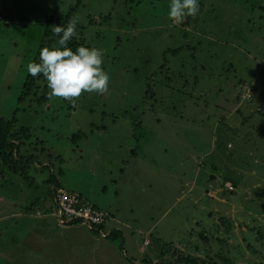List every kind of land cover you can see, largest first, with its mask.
Returning a JSON list of instances; mask_svg holds the SVG:
<instances>
[{"label": "rangeland", "instance_id": "374dc122", "mask_svg": "<svg viewBox=\"0 0 264 264\" xmlns=\"http://www.w3.org/2000/svg\"><path fill=\"white\" fill-rule=\"evenodd\" d=\"M170 3L0 0V116L19 106L18 124L33 134L20 154H37L41 138L64 188L92 200L96 183L119 190L97 203L116 197L109 221L120 217L110 225L123 235L104 238L46 211L48 168L29 177L4 169L0 264H140L155 237L197 245L192 252L219 264H264V0H198L197 15L179 24ZM75 5L86 47L103 51L107 94L19 103L27 65L49 47L47 19ZM79 129L90 136L73 139ZM37 199L40 215L25 213Z\"/></svg>", "mask_w": 264, "mask_h": 264}, {"label": "trees", "instance_id": "16d2710c", "mask_svg": "<svg viewBox=\"0 0 264 264\" xmlns=\"http://www.w3.org/2000/svg\"><path fill=\"white\" fill-rule=\"evenodd\" d=\"M76 7L71 6L68 12L65 14V16H61L58 12V7L55 6L53 9V12L50 14V17L47 19V24H46V31H45V38L43 37L42 43L45 45H48L49 47L56 46V41L59 39V37H56L53 35L52 32V26L53 25H58V26H67L68 21L73 18L77 17L76 15ZM192 16H189L188 20H191ZM82 26H80L78 23L76 25V35L68 42V46L71 47L74 51L77 47L79 46H87L85 39L83 36L79 35V32L81 31ZM49 37V38H47ZM178 49L173 50V54L176 55L178 54ZM40 53V51H39ZM38 56L35 60L36 63H40V59ZM43 80L45 83L47 82L46 78L41 74L37 77L31 76L29 73H27V78L26 82L24 83L23 89L21 90V93L18 97L19 103H23L26 101H29L33 104H36L38 106H42L48 103L49 101V93L50 90L47 88V85H42L40 88V85L37 83V80ZM37 84V88L40 91V94L38 93V90L36 92L33 91L34 86ZM35 95V96H34ZM66 100V99H64ZM73 103L70 102L69 108L72 109ZM19 108L16 107L12 117L10 118H5L3 116H0V176H3V171L4 169H8L12 172H20L24 176L29 177L28 175L29 170L32 169V167H35V171H38V168H48L49 174L48 177L44 180L45 184H48L47 188V196H46V201L43 203V207H46V211L51 212L52 209L54 208H60V205L58 202L55 200L54 192L57 189L64 188L63 187V180L59 177V175L62 174V169H59L57 172L54 170V165H51V163L47 159V152H44L46 148L44 146L41 147V153L40 149H38L39 143L41 145H44L43 140L40 138L36 140L35 144V149L37 150V154L28 152L23 155L20 154V147L26 142L30 141L32 139V129L29 126L26 125H19L18 124V117H17V109ZM19 110V109H18ZM45 112L43 111L41 115H43ZM136 124V122H135ZM138 125V123H137ZM97 127H103V125H99L96 122H91L90 127L92 129ZM101 129L98 128V131ZM88 135L90 136V133L79 129L77 132L72 134V138L75 139L76 137H79L78 140H83L84 138H87ZM43 157L44 162L41 163L38 158ZM58 159H61L58 157ZM56 161H58L56 159ZM224 182H229L228 178L225 180L223 178ZM232 183H234L232 181ZM97 186L99 187L100 191L98 190L94 192L93 199L88 198L89 195H91L88 192L85 191H77L73 188H66L69 192H79V196L76 197L77 201L75 205L77 208L78 207H87V206H92L93 209H96L100 213V225H99V230H107L111 229V233L108 237H112L113 239L116 238L117 236H120L122 231L120 229L116 228L117 224L120 225L121 221L117 220L115 217L109 221L111 217L114 215V211L111 208V204L115 198L119 197L120 191L117 189H113L110 184H103V183H96ZM3 185V184H1ZM84 189V188H83ZM108 189L112 190V195H115V198H110L108 199V204H98L97 199H105L103 196H99L100 192L103 195L104 192L107 191ZM80 202V204H78ZM37 208L42 209L41 206H39V201L38 199L35 201V206H27L24 208L25 213L27 214H34L38 213L40 211H37ZM23 212V211H22ZM54 212V211H52ZM117 212H119V209H117ZM24 215V212H23ZM118 217V216H117ZM120 219V218H119ZM116 221L117 224L113 226V224L110 225L111 222ZM74 223H81V224H86L84 223V219L82 218H74L69 221L64 222V225H70ZM89 223V222H88ZM88 223L86 225H88ZM123 236V235H121ZM202 237H205L206 235L201 233ZM207 238V237H206ZM189 243H194V242H189ZM195 244V243H194ZM148 245L150 247L154 246L153 255L145 254V256L142 258L140 264H219V262L215 259V257L210 255L209 253L206 255L204 259H201L199 254H196L195 252H192V248L198 249V246L196 245H189L190 247L189 250H182L178 248L174 243L172 242H166L162 241V238H152V241L148 242ZM216 256L220 258L222 255L216 254ZM225 261V259H223Z\"/></svg>", "mask_w": 264, "mask_h": 264}, {"label": "clouds", "instance_id": "9594fccd", "mask_svg": "<svg viewBox=\"0 0 264 264\" xmlns=\"http://www.w3.org/2000/svg\"><path fill=\"white\" fill-rule=\"evenodd\" d=\"M169 8V19L179 24L187 16L197 15L199 3L198 0H171ZM78 19V17L71 18L66 27L53 25V35L59 37L56 46L41 48L40 63L33 61L27 65V71L31 76L37 77L42 74L46 78L47 86L51 90L49 98L75 101L84 93L105 95L108 92L110 77L102 68L103 51L85 46H79L74 51L68 46V42L76 35ZM60 190L69 197L79 196V192H69L66 188H60L54 192L56 201ZM52 211L57 213L62 222L74 219L60 212V208H54ZM84 223L87 224L85 221ZM99 225L100 223H88L87 226L104 238L108 237L111 229L99 230Z\"/></svg>", "mask_w": 264, "mask_h": 264}, {"label": "built area", "instance_id": "2783aa9c", "mask_svg": "<svg viewBox=\"0 0 264 264\" xmlns=\"http://www.w3.org/2000/svg\"><path fill=\"white\" fill-rule=\"evenodd\" d=\"M76 201L75 196L69 197L62 190L58 193L57 202L60 205V212H64L69 218L81 217L87 223H100V213L96 209L92 206L77 208Z\"/></svg>", "mask_w": 264, "mask_h": 264}, {"label": "water", "instance_id": "95a60500", "mask_svg": "<svg viewBox=\"0 0 264 264\" xmlns=\"http://www.w3.org/2000/svg\"><path fill=\"white\" fill-rule=\"evenodd\" d=\"M211 179L213 180V184H216L215 176H212Z\"/></svg>", "mask_w": 264, "mask_h": 264}, {"label": "crops", "instance_id": "0c3cea01", "mask_svg": "<svg viewBox=\"0 0 264 264\" xmlns=\"http://www.w3.org/2000/svg\"><path fill=\"white\" fill-rule=\"evenodd\" d=\"M9 14V13H8ZM240 99V98H239ZM217 182V181H216ZM230 183V182H229ZM120 217H117V219H119Z\"/></svg>", "mask_w": 264, "mask_h": 264}]
</instances>
